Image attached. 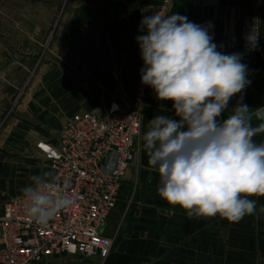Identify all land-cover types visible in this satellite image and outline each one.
<instances>
[{
	"label": "crops",
	"instance_id": "1",
	"mask_svg": "<svg viewBox=\"0 0 264 264\" xmlns=\"http://www.w3.org/2000/svg\"><path fill=\"white\" fill-rule=\"evenodd\" d=\"M162 1L0 4V12L6 13L0 19V213L8 198L19 195L17 188L31 184V176L51 172L37 143L55 144L63 123L75 112H100L111 100L128 101L135 94L141 58L136 37L142 35L138 10ZM15 13H21V19ZM166 14L211 24L219 51L242 53L251 81L243 103L264 106V0H171ZM253 22L259 49L244 50ZM4 27H14L20 35L1 32ZM28 28L36 32L22 35ZM239 99L240 94L231 99L221 119ZM157 115L176 118L172 101L158 100L146 86L134 160L103 226L113 240L108 257L64 254L40 264H264V213L259 212L264 197H252L257 214L239 222L219 215L189 218L179 206L160 198L159 175L148 165L143 140L148 121ZM254 139L264 142V135Z\"/></svg>",
	"mask_w": 264,
	"mask_h": 264
},
{
	"label": "clouds",
	"instance_id": "2",
	"mask_svg": "<svg viewBox=\"0 0 264 264\" xmlns=\"http://www.w3.org/2000/svg\"><path fill=\"white\" fill-rule=\"evenodd\" d=\"M211 27L161 12L141 20L140 31L146 33L136 37L141 83L158 100L172 101L176 117L157 115L148 121L144 148L166 203L189 218L219 215L239 222L257 214L252 197H264V142L254 139L264 135V106L243 103L251 83L243 54L219 51ZM259 36L254 28L246 34L249 50L257 47ZM237 94L240 99L221 119ZM30 181L22 194L27 214L37 223L47 224L73 204L67 180L61 187L52 172H44Z\"/></svg>",
	"mask_w": 264,
	"mask_h": 264
},
{
	"label": "built area",
	"instance_id": "3",
	"mask_svg": "<svg viewBox=\"0 0 264 264\" xmlns=\"http://www.w3.org/2000/svg\"><path fill=\"white\" fill-rule=\"evenodd\" d=\"M170 1L140 8L139 25L144 16L166 14ZM253 28L257 31L254 22L247 31ZM142 67L140 58L131 99H113L100 112H75L63 123L55 144L37 143L59 185L68 181L73 204L47 224H39L27 214L22 193L8 198L0 213V264H40L64 254L83 259L108 257L113 240L103 233V226L116 207L141 134L147 86L141 83Z\"/></svg>",
	"mask_w": 264,
	"mask_h": 264
},
{
	"label": "rangeland",
	"instance_id": "4",
	"mask_svg": "<svg viewBox=\"0 0 264 264\" xmlns=\"http://www.w3.org/2000/svg\"><path fill=\"white\" fill-rule=\"evenodd\" d=\"M62 1V0H61ZM61 1H59V0H0V4L1 3H16V4H21V5H52V6H56L57 5V3L58 2H61ZM2 9V8H1ZM3 15H6V13L5 12H0V19H4L3 18ZM21 13H15V18H19V19H21ZM30 31H32V33H35L36 31L34 30V29H30V28H28V29H26V31H24L23 33H22V35H25V36H29V35H31V32ZM1 32H5L7 35H11V36H19L20 35V33H19V31L16 29V28H7V27H4V28H1ZM39 32H37L36 33V36H38V37H41L40 36V34H38ZM38 47H41V44L40 43H38V44H36ZM37 47V48H38ZM19 94L15 97V99H14V103H16L17 102V100H18V98H19ZM3 124V121H1L0 122V126ZM22 189L23 188H17V193L18 194H20V193H22ZM7 198V197H6Z\"/></svg>",
	"mask_w": 264,
	"mask_h": 264
},
{
	"label": "snow or ice",
	"instance_id": "5",
	"mask_svg": "<svg viewBox=\"0 0 264 264\" xmlns=\"http://www.w3.org/2000/svg\"><path fill=\"white\" fill-rule=\"evenodd\" d=\"M43 147V146H42Z\"/></svg>",
	"mask_w": 264,
	"mask_h": 264
}]
</instances>
